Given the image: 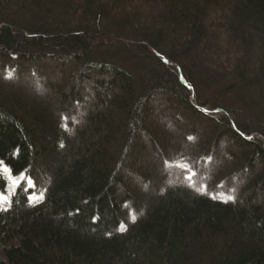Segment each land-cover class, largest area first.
<instances>
[{
    "label": "trees",
    "instance_id": "obj_1",
    "mask_svg": "<svg viewBox=\"0 0 264 264\" xmlns=\"http://www.w3.org/2000/svg\"><path fill=\"white\" fill-rule=\"evenodd\" d=\"M152 1L0 0V264H264V0Z\"/></svg>",
    "mask_w": 264,
    "mask_h": 264
},
{
    "label": "rangeland",
    "instance_id": "obj_2",
    "mask_svg": "<svg viewBox=\"0 0 264 264\" xmlns=\"http://www.w3.org/2000/svg\"><path fill=\"white\" fill-rule=\"evenodd\" d=\"M104 3H106L107 5H111V4H115L118 3L120 4V6L126 10V12L128 14H133L135 16H138L140 19H148L151 16H154L157 14V12L159 11V8L156 6V4L152 1V0H101ZM211 13V12H210ZM220 12L217 11L216 13H212L213 19L215 21H217V18L220 16ZM219 41L222 45H224V41L219 33ZM226 47V45H224ZM61 83V82H59ZM62 84V83H61ZM84 86L86 87L87 84L85 83V81H83ZM88 87V86H87ZM87 93V92H86ZM49 97L48 98H54L56 96L55 93H48ZM169 101H171L172 103L175 104L174 100H172L171 98L169 99ZM166 102H163V105H165ZM181 103H177L176 106L180 107ZM180 110H182L181 108H179ZM183 112V111H181ZM188 119V124L187 127L191 128H196L198 131H200L199 134H195L196 135V139L201 138L202 140L200 141V143L203 142V139L209 138V135L211 133V129L208 128H203L202 125L203 123H201L198 119H196L195 117L191 116L189 113L185 116ZM149 118V117H148ZM169 118H171L170 116H166L165 119L164 118H154L153 121L155 123L160 124V132L163 137L165 138L166 141H170L171 139L176 138L178 140V136L179 133H181L182 135L186 132V135H188V131H192V130H186V128H183L181 131V126L183 125V119L180 121L178 118H174L175 122L177 124H179L178 126L180 128H178L176 125H172L169 123ZM149 121H152V118H149ZM186 122V120H185ZM186 126V125H184ZM194 135H192V137H194ZM144 145L147 146L146 148H148V145H145L142 142H138V145ZM232 145V143L228 140V142L224 143H219V147H222L224 149H229L230 146ZM140 148L137 149V151ZM141 153V152H140ZM142 154V153H141ZM150 157H154V158H150ZM159 160L155 159L154 154L152 155H147V154H142L141 158L137 161L132 163L133 164V175L127 178V182H129L131 184V186L135 187L137 190H139L140 196L142 197L141 200L142 202H145L146 200H148V197L151 196L152 194H154L155 189L153 186V182L152 183H143L142 182V178H140V175L143 174V172L151 175V177L153 176V174L150 172L152 167L154 169H156L157 173L160 176V179L162 181V179H165L166 182L170 181V182H182L185 181L186 178L183 176L182 172L179 170H164V166L158 165ZM136 165V166H135ZM155 165V166H154ZM157 165V166H156ZM209 170H212L210 167L207 168H203V172H207ZM211 172V171H210ZM217 177L218 175H213L209 180L212 181H217ZM153 178V177H152ZM155 181V180H154ZM160 182V181H159ZM163 182V181H162ZM156 183V182H154ZM185 183V182H184ZM167 184H171V183H166ZM161 185V184H160ZM240 185H242V182L240 183ZM159 186V185H158ZM139 187L142 188V190L139 189Z\"/></svg>",
    "mask_w": 264,
    "mask_h": 264
}]
</instances>
